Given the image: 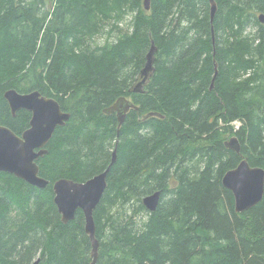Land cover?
<instances>
[{"label":"trees","instance_id":"1","mask_svg":"<svg viewBox=\"0 0 264 264\" xmlns=\"http://www.w3.org/2000/svg\"><path fill=\"white\" fill-rule=\"evenodd\" d=\"M259 14L264 0H217L212 23L207 0H151L149 11L143 0H55L52 12L43 0H0V126L18 136L29 127V112L11 115L10 89L38 91L71 115L36 162L44 190L0 172V264H91L82 212L63 224L52 187L102 173L115 149L93 214L96 264H264V196L234 212L221 179L241 156L220 138L235 136L264 170ZM151 38L155 72L134 93ZM121 97L138 109L118 131L103 110ZM155 192L150 213L142 199Z\"/></svg>","mask_w":264,"mask_h":264},{"label":"water","instance_id":"2","mask_svg":"<svg viewBox=\"0 0 264 264\" xmlns=\"http://www.w3.org/2000/svg\"><path fill=\"white\" fill-rule=\"evenodd\" d=\"M210 9V21L217 11V0H207ZM151 0L143 1L145 11L150 10ZM260 24L264 25V14L257 17ZM214 40L213 29L211 30ZM156 49L154 41L150 39V48L146 55L144 67L141 69L140 80L133 88L134 93H141L144 84L155 72L154 60ZM216 77V72L212 83ZM25 87L28 86L25 81ZM4 100L8 104L11 114L17 111L30 113L29 127L20 135H16L7 127L0 126V172L14 176L23 182L44 190L49 182L39 175V167L35 161L47 154L44 149L52 134L59 127H63L70 119V114L61 110L58 102L53 98L41 95L38 91L25 94L14 89L4 93ZM137 107L126 98H119L113 105L103 110L106 115L116 114L118 129L122 126L126 114ZM150 113L148 116H153ZM224 146L239 154L240 144L233 136L224 141ZM116 162V151L112 154L111 164L102 173L93 176L85 182H74L68 179H59L53 183V202L61 217V222L67 224L80 210L84 216V230L91 243V264H96L98 259L99 243L96 239L94 211L100 203L107 188V175L110 167ZM222 186L233 196L234 212L242 214L257 206L264 196V170L251 167L245 158L239 164L226 171L221 179ZM160 193L155 192L142 199V205L148 212H154L158 206ZM32 264H39L35 260Z\"/></svg>","mask_w":264,"mask_h":264},{"label":"rangeland","instance_id":"3","mask_svg":"<svg viewBox=\"0 0 264 264\" xmlns=\"http://www.w3.org/2000/svg\"><path fill=\"white\" fill-rule=\"evenodd\" d=\"M43 1H44V4H45V8L47 10H50V12H52L53 6L55 4V0H43ZM125 25L127 27V23ZM251 29L252 28L249 26L248 30L250 31ZM105 39H106L105 35H101V36L95 37L93 39V41H92V46H99V45L104 44ZM233 125H234L235 128H237L239 126V123L236 122ZM231 137L232 136H230V135L228 136L226 134H221L220 135V138L223 141H226V140H228V138H231ZM130 208H131V205L124 206V209L125 210H128L129 211V210H131ZM129 215H130V213H129ZM143 219H144V216L138 215L137 218H134L133 220H134V223L139 226L140 222L143 221Z\"/></svg>","mask_w":264,"mask_h":264},{"label":"bare ground","instance_id":"4","mask_svg":"<svg viewBox=\"0 0 264 264\" xmlns=\"http://www.w3.org/2000/svg\"><path fill=\"white\" fill-rule=\"evenodd\" d=\"M143 1H144V0H143ZM208 4H209V3H208ZM213 20H214V19H213ZM259 23H260V22H259ZM210 24H211V23H210ZM261 25H262V24H261ZM211 28H212V27H211ZM213 30H214V29H213ZM213 32H214V31H213ZM215 72H216V75H217V65H216V63H214V74H213L212 80H213V78H214ZM140 73H141V71H140ZM215 78H216V77H215ZM214 80H215V79H214ZM24 83H25V82H24ZM27 84H28V83H27ZM213 84H214V82L212 83V81H211V87H210V90L212 89ZM24 86H25V84H24ZM27 87H28V86H27ZM27 87H25V88H27ZM5 92H6V91H5ZM5 92H4V93H5ZM121 98H123V97H121ZM3 99H4V94H3ZM8 107H9V106H8ZM9 110H10V108H9ZM17 112H18V111H17ZM17 112H16V113H17ZM10 113H11V111H10ZM69 114H70V113H69ZM11 115H12V114H11ZM12 116H14V115H12ZM70 116H71V115H70ZM148 117H150V116H148ZM148 117H147V118H148ZM151 117H158V118H161V116H160L159 114H155V113H154V115L151 116ZM1 127H3V126H1ZM118 131H119V129H118ZM118 131H117V133H118ZM117 136H118V134H117ZM232 137H233V136H232ZM228 139H229V138H228ZM47 144H48V143H47ZM47 144H46V145H47ZM239 144H240V143H239ZM46 145H45V146H46ZM224 147H225V146H224ZM225 148H226L227 150H230V149L227 148V147H225ZM44 149H45V147H44ZM240 150H241V148H240ZM114 151H116V149H115ZM114 151H113V152H114ZM230 151H232V150H230ZM232 152H234V151H232ZM234 153L237 154L236 152H234ZM112 154H113V153H112ZM238 155L241 156L240 159L244 158V157L240 154V152H239ZM116 157H117V155H116ZM111 159H112V156H111ZM37 161H38V160H37ZM37 161H35V162H37ZM36 164H37V163H36ZM110 164H111V160H110ZM110 164H109V165H110ZM109 165L107 166V168L109 167ZM107 168H106V169H107ZM110 168H111V167H110ZM106 169H105V170H106ZM105 170H104V171H105ZM109 170H110V169H109ZM104 171H103V172H104ZM106 179H107V178H106ZM21 181H22V180H21ZM56 181H57V180H56ZM28 185H29V184H28ZM30 186H31V185H30ZM32 187H33V186H32ZM53 195H54V194H53ZM159 200H160V198H159ZM158 205H159V202H158ZM157 207H158V206H157ZM156 209H157V208H156ZM155 211H156V210H155ZM155 211H154V212H155ZM150 213H153V212H150Z\"/></svg>","mask_w":264,"mask_h":264},{"label":"flooded vegetation","instance_id":"5","mask_svg":"<svg viewBox=\"0 0 264 264\" xmlns=\"http://www.w3.org/2000/svg\"><path fill=\"white\" fill-rule=\"evenodd\" d=\"M28 88V87H27ZM160 193V192H159ZM161 195V194H160Z\"/></svg>","mask_w":264,"mask_h":264}]
</instances>
